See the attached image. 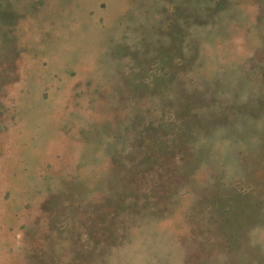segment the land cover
Returning a JSON list of instances; mask_svg holds the SVG:
<instances>
[{"label": "rangeland", "instance_id": "374dc122", "mask_svg": "<svg viewBox=\"0 0 264 264\" xmlns=\"http://www.w3.org/2000/svg\"><path fill=\"white\" fill-rule=\"evenodd\" d=\"M0 264H264V0H0Z\"/></svg>", "mask_w": 264, "mask_h": 264}]
</instances>
